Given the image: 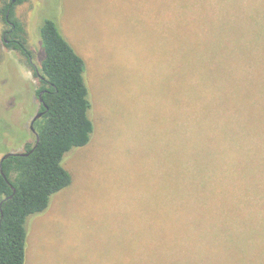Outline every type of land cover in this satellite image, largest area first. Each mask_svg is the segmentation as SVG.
<instances>
[{"label": "rangeland", "instance_id": "rangeland-1", "mask_svg": "<svg viewBox=\"0 0 264 264\" xmlns=\"http://www.w3.org/2000/svg\"><path fill=\"white\" fill-rule=\"evenodd\" d=\"M14 3L35 65L44 56V19L56 21L85 60L95 125L90 144L64 158L71 186L28 219L26 264H146L148 237L160 232L166 207L178 204L181 126L186 133L192 125H233L243 136L264 127V106L177 105V9H166L164 0ZM9 29L0 14V163L35 143L30 127L40 109L33 69L5 47ZM246 58L237 57L239 75L253 77L260 63Z\"/></svg>", "mask_w": 264, "mask_h": 264}, {"label": "trees", "instance_id": "trees-1", "mask_svg": "<svg viewBox=\"0 0 264 264\" xmlns=\"http://www.w3.org/2000/svg\"><path fill=\"white\" fill-rule=\"evenodd\" d=\"M7 1L0 9L10 26L4 44L33 69L43 113L34 123L37 147L35 135L23 152L30 155L0 163V264H26L28 219L71 186L64 158L90 144L95 125L85 60L57 22L44 19V56L35 65L15 0ZM164 6L177 9L178 106H264V0H164ZM237 57L260 63L253 77L239 75ZM184 128L175 150L178 204L166 207L160 232L148 237L146 264H264V139L249 136L264 127L243 128V136L233 125L186 127L192 134Z\"/></svg>", "mask_w": 264, "mask_h": 264}, {"label": "water", "instance_id": "water-1", "mask_svg": "<svg viewBox=\"0 0 264 264\" xmlns=\"http://www.w3.org/2000/svg\"><path fill=\"white\" fill-rule=\"evenodd\" d=\"M41 103L43 102V99H42V97H41ZM43 116V113L42 112H39V113H37V115L34 117V119L32 120V122H31V131L36 135V137H37V143H36V145H35V148L37 147V145H38V143H39V137L37 136V134H36V130H35V127H34V123L37 121V120H39L41 117ZM34 148V149H35ZM34 150H32V152H33ZM15 155H20V156H28V155H30V153H11V154H7V155H5V157L2 159V162L3 161H5L6 159H8V158H10L11 156H15ZM0 171H1V174L5 177V174H4V172H3V168H2V165H0ZM12 198V197H11ZM10 198V199H11Z\"/></svg>", "mask_w": 264, "mask_h": 264}, {"label": "flooded vegetation", "instance_id": "flooded-vegetation-1", "mask_svg": "<svg viewBox=\"0 0 264 264\" xmlns=\"http://www.w3.org/2000/svg\"><path fill=\"white\" fill-rule=\"evenodd\" d=\"M6 38V37H5Z\"/></svg>", "mask_w": 264, "mask_h": 264}]
</instances>
